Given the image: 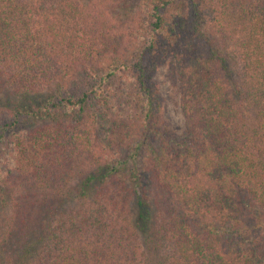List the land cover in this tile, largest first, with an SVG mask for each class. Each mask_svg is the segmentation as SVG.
Wrapping results in <instances>:
<instances>
[{
  "label": "trees",
  "instance_id": "1",
  "mask_svg": "<svg viewBox=\"0 0 264 264\" xmlns=\"http://www.w3.org/2000/svg\"><path fill=\"white\" fill-rule=\"evenodd\" d=\"M107 3L0 0V264H264V0Z\"/></svg>",
  "mask_w": 264,
  "mask_h": 264
},
{
  "label": "rangeland",
  "instance_id": "2",
  "mask_svg": "<svg viewBox=\"0 0 264 264\" xmlns=\"http://www.w3.org/2000/svg\"><path fill=\"white\" fill-rule=\"evenodd\" d=\"M109 6L114 7V11L119 12L121 15L126 13V10H132L135 4V0H108ZM122 81L130 82V74L124 71L119 77ZM153 80L157 84V93L163 101V120H164V131L179 135L182 132V119L178 108V93L177 88L172 86L168 81V71L167 67L164 65L160 67Z\"/></svg>",
  "mask_w": 264,
  "mask_h": 264
}]
</instances>
